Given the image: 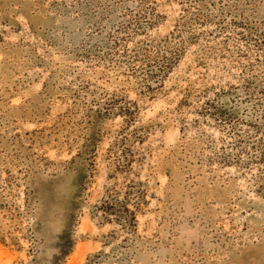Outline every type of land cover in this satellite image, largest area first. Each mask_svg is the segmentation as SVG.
<instances>
[{
    "label": "rangeland",
    "instance_id": "1",
    "mask_svg": "<svg viewBox=\"0 0 264 264\" xmlns=\"http://www.w3.org/2000/svg\"><path fill=\"white\" fill-rule=\"evenodd\" d=\"M0 264H264V0H0Z\"/></svg>",
    "mask_w": 264,
    "mask_h": 264
}]
</instances>
